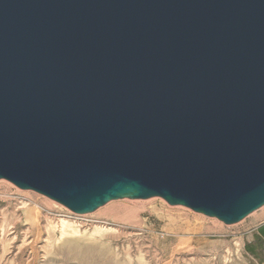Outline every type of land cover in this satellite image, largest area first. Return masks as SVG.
Returning <instances> with one entry per match:
<instances>
[{"label": "water", "instance_id": "1", "mask_svg": "<svg viewBox=\"0 0 264 264\" xmlns=\"http://www.w3.org/2000/svg\"><path fill=\"white\" fill-rule=\"evenodd\" d=\"M78 214L264 206V0H0V180Z\"/></svg>", "mask_w": 264, "mask_h": 264}, {"label": "rangeland", "instance_id": "2", "mask_svg": "<svg viewBox=\"0 0 264 264\" xmlns=\"http://www.w3.org/2000/svg\"><path fill=\"white\" fill-rule=\"evenodd\" d=\"M114 203L142 214L106 218ZM0 264H264V206L228 225L160 197L78 214L3 179Z\"/></svg>", "mask_w": 264, "mask_h": 264}, {"label": "bare ground", "instance_id": "3", "mask_svg": "<svg viewBox=\"0 0 264 264\" xmlns=\"http://www.w3.org/2000/svg\"><path fill=\"white\" fill-rule=\"evenodd\" d=\"M3 198V197H2ZM26 203V202H25ZM38 203V202H37ZM28 205V204H27ZM37 206V205H36ZM22 207V206H21ZM26 207V206H25ZM127 206L123 205V204H111L110 206H107L106 208H104L103 212H102V215H104L106 218H109V219H113V220H119L122 218V215L120 214L121 211H124V209H126V212H127V215L130 216V217H135V218H138L140 214V212H138L137 209H130L129 211H127ZM124 214V213H123ZM125 215V214H124ZM126 216V215H125ZM127 216V217H128ZM126 217V218H127ZM134 218V219H135ZM130 220V219H129ZM61 223V222H60ZM104 231V230H103ZM100 233V232H99ZM102 234V233H101Z\"/></svg>", "mask_w": 264, "mask_h": 264}]
</instances>
